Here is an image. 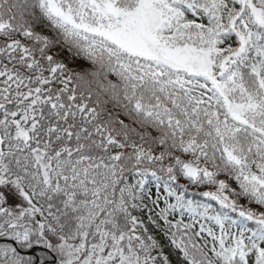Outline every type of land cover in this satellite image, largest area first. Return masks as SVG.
Wrapping results in <instances>:
<instances>
[{"label":"snow or ice","instance_id":"obj_1","mask_svg":"<svg viewBox=\"0 0 264 264\" xmlns=\"http://www.w3.org/2000/svg\"><path fill=\"white\" fill-rule=\"evenodd\" d=\"M0 264H264V0H0Z\"/></svg>","mask_w":264,"mask_h":264}]
</instances>
